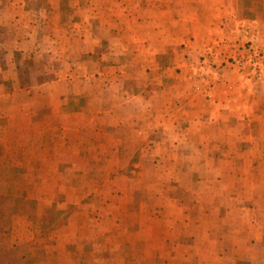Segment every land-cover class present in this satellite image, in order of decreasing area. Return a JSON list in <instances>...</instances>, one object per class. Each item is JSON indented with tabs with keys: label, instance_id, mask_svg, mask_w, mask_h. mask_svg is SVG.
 Returning a JSON list of instances; mask_svg holds the SVG:
<instances>
[{
	"label": "rangeland",
	"instance_id": "1",
	"mask_svg": "<svg viewBox=\"0 0 264 264\" xmlns=\"http://www.w3.org/2000/svg\"><path fill=\"white\" fill-rule=\"evenodd\" d=\"M74 1L78 17L83 15L80 16L79 22L86 24V21H83L86 11L81 13L78 8L81 7L82 10L86 0ZM143 1L145 6L149 5L145 10L146 18L150 19L149 15H152L150 16L152 18L156 16V38H145L144 42L139 43L142 39L140 33L143 23H138L137 33L140 39L130 37L132 35L130 21L133 19L132 15L137 14L138 9L130 7L131 0H127L129 6L125 9L121 7V0H108L106 3L111 4L113 10H109L111 14L106 21L102 18L103 23L96 22V36L90 38L89 35L84 34L74 42L77 45L94 43L97 45L96 51L106 54L105 51L118 50L133 39L132 41L136 40L134 44L139 45L138 48L134 46L130 54L112 55L111 61L118 65L137 62L146 67L154 59L151 45L155 44L156 51L159 48L161 50L166 48L161 61H168L173 49L179 45L185 46L186 37L182 34V28L185 29L184 23L181 22L175 31H171L175 34L173 37L165 36L167 32L163 31H168L170 24L168 21L164 23L162 18L169 16L170 0ZM234 1L237 3L235 9L240 16L252 11L264 12V0ZM54 3L56 0H28L27 6L35 11L34 19L43 15L42 20L51 25L57 14L50 11L51 7L48 6ZM226 3L233 2L227 0ZM117 5L118 7H115ZM120 9L123 11L122 15L119 14ZM65 11H67L65 17L71 19L73 12L70 11V6L68 8L66 6ZM181 11L184 13L183 7ZM118 17L122 22H119V19L115 21ZM74 22L73 18L70 25L72 26ZM79 22L75 23L79 24ZM115 22H118L117 26ZM103 25L107 29L109 25L117 28L112 30L113 34H108L107 30L101 28ZM20 28L25 30L23 26ZM7 31V28L0 31L1 41H4L5 45H9L11 41L5 33ZM50 32L51 30H47L46 33L50 34ZM159 33H163V37ZM101 34L104 35V39L101 38ZM68 35L73 36L74 33L65 34L59 41L68 42ZM105 40L110 46L106 45ZM229 42L227 40V43ZM232 43L233 41L230 42ZM141 44H144L146 49H151V59L145 60L146 56L140 55ZM68 45H71L70 41L65 47ZM228 49L229 54L226 57L228 63L241 67L236 61H246V68L255 78L258 77L261 69L254 72L248 63L256 53L261 58L262 66L264 52L259 46L248 40ZM71 50L70 46L65 50L67 53L63 61L65 67H68L67 63L77 61L75 58H70ZM7 53L0 54V81L4 83L0 85V96H6L10 91L11 88L7 85L10 78L15 76L14 70L11 72L6 68L9 61ZM48 55L50 59H55L50 61L46 71L43 70V75H40V61L30 62L28 65L25 63L26 70L16 75L23 83L40 79L51 81L56 77V68L60 66L57 60L60 56L56 55L54 50ZM39 57L36 56L35 59ZM202 58L203 56L198 54L197 61H201ZM80 60L96 67L106 63L104 55L97 53L93 55L83 53ZM65 72L72 74V70ZM99 72L90 75L100 77L105 82V72L101 73L100 70ZM62 85L64 86L60 88H63L64 92L73 90L71 82L65 84L62 82ZM35 94L32 92L31 96ZM21 97L17 96L14 110L10 105L15 103H10L7 97L0 98V193L9 195V200L12 201L11 207L16 214L12 221V240L17 241L28 257L27 264H264V196L260 198L247 195L250 191L264 189V151L260 150L264 143V132L258 135V132L252 129L255 135L253 141L259 144L257 146L259 148L256 149L254 146V149L246 151L250 158L258 159L253 169L260 180L214 183L205 179L210 167L201 165V161L206 159L208 153L205 148L203 149L202 144L196 143L197 147L179 150H168L163 146L156 148V139H167L168 133L164 135L160 132L152 133L151 130L156 127V122H152L150 115L154 113H145L146 118L141 120L146 125L143 128L145 132L143 149L133 147L132 142L127 140L128 137L132 140L137 136H139L137 138L141 137L136 134H139V126H135L138 132L131 131L130 123L135 122V113H129L133 119L128 117V113L121 111L107 118L108 132L111 133L113 141L110 143L111 148L105 150L98 145L89 144L88 133L84 130L81 131V137L86 140L74 142L70 130L67 131L62 126L68 124L62 123L63 119L60 120L56 116H44L40 119L36 114L33 117L34 123L28 122L25 117L27 113H62L56 110L58 103L56 107L51 94L47 104L44 100L41 102L39 96L31 104L25 101L24 95ZM65 99L66 102H62L60 106L62 110L63 106L66 110L88 106L86 97L75 96L73 93L68 96L66 94ZM105 104L104 101L93 103L100 109ZM102 114L98 113V115ZM258 116L264 120V113H258ZM71 121L84 122L87 119L83 115L74 117ZM103 124L105 121L103 122L102 118L99 122L97 119V126ZM244 126L242 120L238 127L241 132ZM198 127L195 126L194 129ZM199 128L206 131L202 125ZM195 135L193 134L192 137L195 138ZM185 140L183 137L177 138L181 145ZM129 145L131 146L128 147ZM244 152L241 151L240 154H245ZM188 162L192 165L187 166ZM238 168L235 167L233 170L239 171ZM246 170L249 171V166L241 165V177L248 173ZM225 189H231L233 192L241 189L243 191L240 193L245 195L225 198L222 196ZM232 206H236L237 215H240L241 222L244 221V227L232 229L233 222L237 226L236 217L234 219L232 218L234 215L228 213ZM207 207H209L208 213L202 214V210H206ZM250 222L257 223L258 228L255 237L251 238L252 242H257L251 247L248 246L247 241L249 238L247 234H252L247 227ZM172 223H174L173 227ZM166 236L174 242L184 237L188 240V244L183 247L176 244L169 245L170 238H165ZM217 237L219 240L223 239L225 244H216ZM212 238V241L216 242L208 244V239L210 241ZM236 238L239 241L238 245L232 246V241ZM208 249L223 255L224 259L212 262L201 258L207 257L204 254ZM248 251L254 253L255 261H232L233 257L240 253L244 255Z\"/></svg>",
	"mask_w": 264,
	"mask_h": 264
},
{
	"label": "crops",
	"instance_id": "2",
	"mask_svg": "<svg viewBox=\"0 0 264 264\" xmlns=\"http://www.w3.org/2000/svg\"><path fill=\"white\" fill-rule=\"evenodd\" d=\"M107 1L101 0L100 2L103 3H100L98 0H86L85 2L88 4L84 2L82 10L81 7H78L81 13L86 11L83 18L86 24H82L83 22L79 21L83 15L81 14V17H78L75 1L72 0V5H70L71 0H66V2L65 0H56V3L48 6L51 7L50 11L57 14L56 19L50 25L44 19L42 20L43 15H39V18L34 19L33 12L35 11L27 6L28 0H0V31L7 28L8 31L5 33L11 39L10 44L5 45L0 37V54L8 52L9 61L6 68L10 69L11 72L15 71V76L10 78L7 85L11 88L10 91L6 96L2 95L0 98L7 97L10 103H15V105H10V108L14 110L18 95L20 97L24 95L25 101L30 104L36 101L37 96H39V100L41 102L44 100L47 104L51 94V99L56 107L58 103L56 110L62 113H27L25 117L28 122L33 124V117L36 114L40 119H43L44 116H56L60 120L63 119L61 120L62 123L66 122L69 125L62 126L65 130H70L74 142H80L81 139L82 141L86 140L81 137V131L84 130L88 133L87 140L89 144L98 145L99 148L105 150L111 148L110 143L113 141L111 133L108 132L107 118L121 111V113H128V117L133 119L129 113H135L134 118L136 120L130 123V127L131 131L138 132L135 126H139V134H136L141 135V137L137 138L139 137L137 136L135 140L128 137L127 140H130L135 148H144L145 132L143 128L146 125L141 120L146 118L145 113H154L150 115L152 122H156V127L154 126L151 130L152 133L158 134L160 132L163 135L168 133L167 139H156V148L163 146L168 150L190 149L197 147L196 143H199L202 144L203 149L205 148L208 151L206 159H203V162L201 161L202 166L210 167L205 178L206 181L214 183L219 181H259L260 179L253 169L258 163V159H255V157L250 158L246 151L254 149V146H256V149L259 148L257 147L259 144L253 141L255 135L252 133V129L257 131L258 135L264 132V120L258 116V113H264V56L260 73L256 78L252 75V72H249L246 65H243L245 67L231 65L226 57L229 54V47H236L248 40L259 46L264 52V12L250 11L251 13L240 16L238 10L235 9L237 3L234 0L231 4L226 3L227 0H170L168 18L162 14V17L165 18H162L164 23L168 21L170 25L168 31L163 32H167L165 36L173 37L175 34L171 31H175L177 25H180L181 22L184 23L185 29L182 28V34L186 37L185 46L181 47L179 45V48L173 49L168 61L163 62L161 57L166 53V48L164 47L162 50L159 48L156 51V44L151 45L154 59L151 61L152 65L147 64L144 67L143 64L137 62H126L118 65L111 61L113 59L112 55L130 54V51L136 46L134 44L136 40H129L124 47L122 46L118 50L105 51L106 54L96 51L97 45L94 43L90 42L84 45L78 43L77 45L74 42L84 34L89 35L90 38L96 36V22L101 21L102 18H104L103 21H106L111 14L109 10H113L111 4L106 3ZM131 1L130 7L138 10L137 14L132 15L133 19L130 21L132 22V26H130L132 32L130 34L132 35L130 37L140 39L137 33L138 23H143L144 26L140 33L142 39L139 40V43L144 42L145 38H156V16L152 18L150 17L152 15H147L150 18L147 19L145 15V10L149 5L145 6L143 0ZM121 2L122 8H128L129 3H127V0H121ZM123 4L125 6H122ZM66 6L67 8L70 6V11L73 12L71 19L65 17V13H67L65 11ZM115 7H118V5ZM182 7L184 13L181 11ZM120 10L119 14L122 15L123 11ZM73 18L79 24L74 22L71 26L70 23ZM121 18L118 17L115 21L119 19V22H122ZM117 24L118 22H115V26ZM20 26H23L25 30H21ZM70 26L71 28L68 30ZM101 28L107 30L108 34H113L114 31L112 30L117 27L109 25L107 29L103 25ZM47 30H51L50 34L46 33ZM70 32L74 35H68V42L65 40L64 43H61L59 39L67 33L71 34ZM159 35L163 37V33H159ZM100 36L104 39V35L101 34ZM227 40L233 41V43H227ZM69 41L71 45L65 47V44ZM104 42L110 46L106 40ZM141 45L140 55L146 56L145 60L151 59V49H146L144 44ZM69 46L72 49L70 58H75L77 61L67 63L68 67H65L63 62L64 56L67 54L65 50ZM143 48L145 49L143 50ZM51 50H54V53L60 56L57 58L60 66L56 68V77L51 81L40 79L23 83L16 74L26 70L24 64L28 65L30 62L40 61V75H43V70L46 71L50 61L55 59L48 57ZM83 53L104 55L106 63L96 67L87 64L85 61L82 62L80 58ZM198 54L203 56L201 61H197ZM36 56L40 57L35 59ZM62 57L63 59H61ZM31 59L32 61H29ZM108 59L110 60L108 61ZM65 70H72V74L65 72ZM99 70L101 73L105 72V82L100 77L90 75V73L95 75L94 73H98ZM249 74L251 75L248 77ZM62 82L64 84L71 82L73 90L64 92L63 88H60V86H64ZM1 84L4 83L0 81ZM32 92L36 93L35 96H31ZM71 93L75 96L86 97L88 106H78L72 108V110H66V107L63 106V110L60 109L61 103L66 102V94L68 96ZM101 101L106 103L103 108L100 109V107L97 108L96 105H93L94 102ZM93 106L95 109L92 108ZM98 113L103 114L98 115ZM83 115L87 121H71L74 117L78 118ZM101 118L103 122L105 121V124L97 126V119L99 122ZM242 120L245 126L241 132L238 127L241 125ZM201 125L206 128V131L199 128ZM195 126L199 127L195 130ZM193 134H196L197 138H193ZM178 137L186 139L183 145L177 141ZM152 143L154 145L155 141L153 140ZM260 150L264 151V143H262ZM215 151H218V153ZM241 151H245V154H240ZM190 165L192 164L188 162L187 166ZM241 165L249 166V171L246 170L248 173L243 177H241L242 172H240ZM235 167H239V171L233 170ZM225 190L222 193L225 198L245 195L240 193L243 191L241 189L235 192L231 189ZM263 193L264 189L261 188V190L250 191L247 195L261 198L264 196ZM208 211L209 207L206 210L203 209L202 214L205 215ZM228 213L234 215L232 218L235 219L236 217L237 219V226L233 222L232 229L235 230L236 227L238 229L245 225L244 221L241 222L240 215H237L236 206L230 207ZM248 224V229L254 234H247L249 238L246 240L248 246L251 247L257 242H252L251 238L255 237L258 228L257 223L250 222ZM185 226L187 225L185 224ZM165 238L170 237L166 236ZM218 238L217 242L212 241L213 238L210 241L208 239V244H214V242L220 245L225 244L223 239L219 240ZM237 242L239 241L236 238L232 241V246L238 245ZM174 244L183 247L188 244V240L182 237L178 242H174L170 238L169 245L173 246ZM209 251L212 250L208 249L204 254L207 257L201 258L212 262L224 259L223 255L213 253V251L212 254ZM240 260L253 262L256 259L254 253L248 251L244 255L240 253L232 259L233 262H239Z\"/></svg>",
	"mask_w": 264,
	"mask_h": 264
},
{
	"label": "trees",
	"instance_id": "3",
	"mask_svg": "<svg viewBox=\"0 0 264 264\" xmlns=\"http://www.w3.org/2000/svg\"><path fill=\"white\" fill-rule=\"evenodd\" d=\"M9 195L0 193V264H27L28 257L16 240H12V221L16 215Z\"/></svg>",
	"mask_w": 264,
	"mask_h": 264
},
{
	"label": "built area",
	"instance_id": "4",
	"mask_svg": "<svg viewBox=\"0 0 264 264\" xmlns=\"http://www.w3.org/2000/svg\"><path fill=\"white\" fill-rule=\"evenodd\" d=\"M247 62L246 61H241L238 60L236 61V64L239 66L245 65ZM249 67L251 68L252 71L258 72L261 69V58L258 54H254L251 59H249Z\"/></svg>",
	"mask_w": 264,
	"mask_h": 264
}]
</instances>
